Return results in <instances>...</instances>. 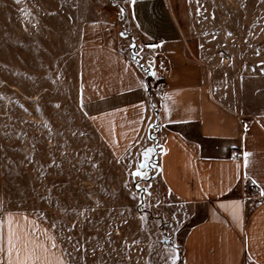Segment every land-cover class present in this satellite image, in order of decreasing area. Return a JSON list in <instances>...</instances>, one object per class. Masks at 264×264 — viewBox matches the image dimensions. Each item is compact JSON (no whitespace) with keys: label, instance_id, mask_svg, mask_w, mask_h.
<instances>
[{"label":"crops","instance_id":"0c3cea01","mask_svg":"<svg viewBox=\"0 0 264 264\" xmlns=\"http://www.w3.org/2000/svg\"><path fill=\"white\" fill-rule=\"evenodd\" d=\"M79 1L90 6L78 33V106L114 160L145 183L143 199L163 225L83 227L85 264H171L173 255L175 264H264V112L232 98L245 94L250 68H239L229 45L200 43L193 52L169 0ZM215 48L226 54L207 53ZM159 84L166 90L149 99ZM152 147L149 177L138 180L133 173ZM1 173L0 166V190ZM5 217L26 232L35 228L68 264L54 228L0 195Z\"/></svg>","mask_w":264,"mask_h":264},{"label":"rangeland","instance_id":"374dc122","mask_svg":"<svg viewBox=\"0 0 264 264\" xmlns=\"http://www.w3.org/2000/svg\"><path fill=\"white\" fill-rule=\"evenodd\" d=\"M194 1L169 0L184 18L193 52L200 43L229 45L239 68H250L245 94L232 98L264 112V0ZM82 5L0 0L1 199L49 223L68 264H85L83 227L151 221L154 232L163 226L143 199L145 183L114 160L78 106V33L90 6ZM154 153L153 147L143 152L147 173L138 169V180L149 177Z\"/></svg>","mask_w":264,"mask_h":264},{"label":"snow or ice","instance_id":"6c2138e0","mask_svg":"<svg viewBox=\"0 0 264 264\" xmlns=\"http://www.w3.org/2000/svg\"><path fill=\"white\" fill-rule=\"evenodd\" d=\"M130 2L134 3L135 0H130ZM120 11L123 14V9ZM242 155L244 167L247 168L250 154L245 151ZM133 175H142V173L136 172ZM252 183L256 184V181L253 180ZM260 195L264 196V191H261ZM5 224L7 225L6 233L0 232V256L4 257L0 264H64V261L54 256L51 251L56 248V244L51 243L49 247L40 242L35 237V228L26 232L22 227L14 224L10 217H5L3 221H0V228H3ZM67 239L70 240L71 237ZM47 240L51 242L52 237H47ZM175 260L176 257L173 255L171 264H175Z\"/></svg>","mask_w":264,"mask_h":264},{"label":"built area","instance_id":"2783aa9c","mask_svg":"<svg viewBox=\"0 0 264 264\" xmlns=\"http://www.w3.org/2000/svg\"><path fill=\"white\" fill-rule=\"evenodd\" d=\"M226 61H229V57L228 56H224L223 57ZM165 86L163 84H159L158 86L151 88L148 92V97L149 99H153L155 101H157L163 94V92L165 91ZM237 156H239V154H237ZM247 188H254V184L252 182H248V184L246 185Z\"/></svg>","mask_w":264,"mask_h":264}]
</instances>
